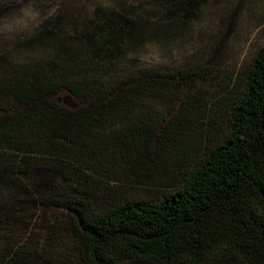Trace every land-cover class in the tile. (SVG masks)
<instances>
[{
	"label": "trees",
	"instance_id": "1",
	"mask_svg": "<svg viewBox=\"0 0 264 264\" xmlns=\"http://www.w3.org/2000/svg\"><path fill=\"white\" fill-rule=\"evenodd\" d=\"M128 16L69 28L60 8L32 39L48 52L0 49V264H264V49L220 94L178 95L200 69H126L149 34ZM176 101L202 140L176 138ZM164 159L181 176L162 199L100 205L95 173Z\"/></svg>",
	"mask_w": 264,
	"mask_h": 264
},
{
	"label": "rangeland",
	"instance_id": "2",
	"mask_svg": "<svg viewBox=\"0 0 264 264\" xmlns=\"http://www.w3.org/2000/svg\"><path fill=\"white\" fill-rule=\"evenodd\" d=\"M163 5L160 0H0V49L9 50L15 60L48 52L49 44L54 45L51 40L42 46L32 39L43 26L53 23L51 18L55 19L60 8L65 15L63 24L69 28L82 29L100 10L129 14L132 19L137 16L149 34L124 52L122 65L130 71L200 69L194 84L184 86L178 95L187 93L203 100L223 92L264 49V0H176V20L171 15L173 8ZM30 43L34 45L26 48ZM52 99L65 107L79 106L65 90ZM180 109L181 103L176 101L170 116L177 119ZM170 111L162 108L158 121ZM200 116L198 112L195 119L181 115L176 121V138L202 140L207 125ZM156 162L146 170L115 167L107 174L95 173L97 192L101 190L105 201L100 205L110 208L136 198L162 199L178 184L181 169L166 159ZM62 189L73 192L65 186Z\"/></svg>",
	"mask_w": 264,
	"mask_h": 264
}]
</instances>
